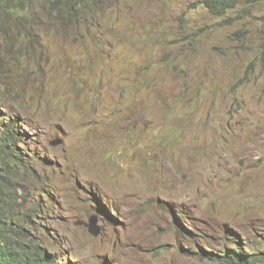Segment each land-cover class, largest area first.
<instances>
[{
  "label": "rangeland",
  "instance_id": "374dc122",
  "mask_svg": "<svg viewBox=\"0 0 264 264\" xmlns=\"http://www.w3.org/2000/svg\"><path fill=\"white\" fill-rule=\"evenodd\" d=\"M200 1L93 0V25L3 63L56 264H217L185 252L178 209L217 241L264 235V0L222 18Z\"/></svg>",
  "mask_w": 264,
  "mask_h": 264
},
{
  "label": "trees",
  "instance_id": "16d2710c",
  "mask_svg": "<svg viewBox=\"0 0 264 264\" xmlns=\"http://www.w3.org/2000/svg\"><path fill=\"white\" fill-rule=\"evenodd\" d=\"M200 2L218 18L237 6V0ZM94 9L99 12L93 0H0V83L6 60L32 59L51 31L69 35L79 28L81 20L93 25L96 22ZM81 10V15H76ZM9 99L10 95L0 88V264H56L42 243L31 237V219L51 209L44 203L43 197L48 199L44 194L40 192L38 200L31 195L41 182L36 157L25 147L26 132L21 117L4 108L9 106ZM98 204V209L112 218L103 205ZM176 212L187 225L175 221L174 228L193 242V246L185 250L189 256L217 264H264V235L245 239L225 225L223 237L217 241L189 221L183 209Z\"/></svg>",
  "mask_w": 264,
  "mask_h": 264
},
{
  "label": "water",
  "instance_id": "95a60500",
  "mask_svg": "<svg viewBox=\"0 0 264 264\" xmlns=\"http://www.w3.org/2000/svg\"><path fill=\"white\" fill-rule=\"evenodd\" d=\"M61 143H62L61 140L56 139L53 142V145L56 146V145H60ZM96 223H97L96 221H93L92 224L89 226V230L94 236H98L100 234V228L97 226Z\"/></svg>",
  "mask_w": 264,
  "mask_h": 264
},
{
  "label": "bare ground",
  "instance_id": "6f19581e",
  "mask_svg": "<svg viewBox=\"0 0 264 264\" xmlns=\"http://www.w3.org/2000/svg\"><path fill=\"white\" fill-rule=\"evenodd\" d=\"M189 213V212H188ZM194 217V216H193ZM221 226V225H220ZM232 228V227H231ZM223 229V228H222ZM224 230V229H223Z\"/></svg>",
  "mask_w": 264,
  "mask_h": 264
}]
</instances>
